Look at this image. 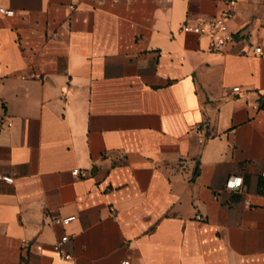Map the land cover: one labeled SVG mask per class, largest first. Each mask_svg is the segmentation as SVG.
Returning <instances> with one entry per match:
<instances>
[{
    "label": "crops",
    "instance_id": "0c3cea01",
    "mask_svg": "<svg viewBox=\"0 0 264 264\" xmlns=\"http://www.w3.org/2000/svg\"><path fill=\"white\" fill-rule=\"evenodd\" d=\"M0 7V264H264V0Z\"/></svg>",
    "mask_w": 264,
    "mask_h": 264
},
{
    "label": "built area",
    "instance_id": "2783aa9c",
    "mask_svg": "<svg viewBox=\"0 0 264 264\" xmlns=\"http://www.w3.org/2000/svg\"><path fill=\"white\" fill-rule=\"evenodd\" d=\"M234 4L235 0H226V7L221 11V13L213 18H202L199 17L195 19L192 23H184L181 29L184 31H192L200 35H206L210 38L211 46L213 48H220L234 39L233 32L229 29L228 21L234 16ZM0 12L3 14L11 15L13 9L0 7ZM253 53L264 54V46L256 45L253 47ZM1 71V65H0ZM234 91L239 90L238 86L233 87ZM2 124V118L0 117V125ZM74 175L80 174L79 169H74L72 171ZM261 176L264 177V170L260 172ZM0 178L7 182H12L13 177L3 175L0 173ZM225 187L228 189H237L242 186V177L236 175H230L226 178ZM74 218V215L66 216H54L52 221L54 223L67 225ZM69 234L64 233L54 244L53 248L59 253L60 257L63 259H70L71 255L66 252L64 248V243L68 240ZM120 264H131L128 257L121 260Z\"/></svg>",
    "mask_w": 264,
    "mask_h": 264
},
{
    "label": "trees",
    "instance_id": "16d2710c",
    "mask_svg": "<svg viewBox=\"0 0 264 264\" xmlns=\"http://www.w3.org/2000/svg\"><path fill=\"white\" fill-rule=\"evenodd\" d=\"M264 99V97H261V100ZM260 107H264V102H260Z\"/></svg>",
    "mask_w": 264,
    "mask_h": 264
}]
</instances>
